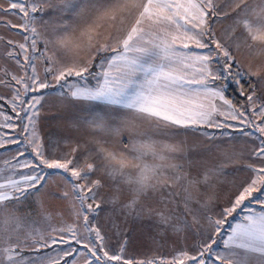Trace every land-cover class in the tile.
Here are the masks:
<instances>
[{
	"label": "snow or ice",
	"instance_id": "6c2138e0",
	"mask_svg": "<svg viewBox=\"0 0 264 264\" xmlns=\"http://www.w3.org/2000/svg\"><path fill=\"white\" fill-rule=\"evenodd\" d=\"M10 12L22 14L30 35L24 37L26 43L7 42L13 45L7 56L24 74L3 70L10 80L0 79V85L13 88L12 111L19 117V101L25 113L22 119L28 122L22 126V139L0 133V150L17 146L0 170V241L7 244L0 247V264H77L75 258L65 259L74 253L83 256L84 264H264V102L258 103L253 84V78L264 83V61L255 70L244 68L234 54L245 49L264 58V0H0V14ZM220 20L232 23L217 38L213 24ZM40 42L44 51L38 56ZM49 44L59 56L46 55ZM190 45L206 51H193ZM37 59L44 62L43 78ZM93 66L96 73L90 71ZM49 76L63 99L79 108L76 122L91 134L98 163L81 167L74 155H48L37 128V105L44 95H33L27 107L22 96L52 88ZM90 76L94 86L89 85ZM70 77L78 79L70 81ZM242 79L253 85L247 96L250 108L245 110L225 96L228 81L243 94ZM249 111L259 120L250 119ZM0 116V128L16 127L12 117L3 111ZM229 121L238 122L240 135L259 134V147L253 153L259 164L247 165L249 175L235 185L227 204H217L218 211L201 217L199 210L216 199L209 195L201 200L202 188L212 189L226 165L201 163L202 171L192 175L181 162L192 148L176 137L182 129L204 128L220 130L219 137L205 131L209 140H230L234 136L229 129L237 125ZM141 124L146 128L142 130ZM125 132L128 143L121 141V150L106 147L108 137ZM27 149L33 158L22 160ZM187 164L189 169L195 166L190 160ZM46 169L70 186L56 198L73 201L76 222L51 227L47 237L39 229L31 230L21 240L23 225L16 205L44 192L50 175ZM97 173L102 175L92 179ZM109 182L112 194L105 199L101 190ZM177 186L184 193L179 203L180 193L173 191ZM106 204L126 216L154 217L163 231L178 237L194 230L197 240L191 250L182 249L170 260L126 259L123 245L119 253L110 254L105 235L94 223ZM38 206L50 219L43 201ZM72 241L83 251L72 247ZM58 244L65 247L53 248L55 255L40 251ZM28 247L31 256L24 255Z\"/></svg>",
	"mask_w": 264,
	"mask_h": 264
},
{
	"label": "rangeland",
	"instance_id": "374dc122",
	"mask_svg": "<svg viewBox=\"0 0 264 264\" xmlns=\"http://www.w3.org/2000/svg\"><path fill=\"white\" fill-rule=\"evenodd\" d=\"M45 19H48L47 14ZM39 24V23H38ZM42 32L44 28H42ZM25 36L20 33H13L5 27H0V79H9L4 75L3 70H7L10 73H16L23 75L24 72L16 64L15 60L7 56V52L13 49V45H8V41L11 40L15 45L20 43H26ZM28 44L31 43L29 40ZM214 47V45H213ZM39 56L44 51V44L40 42L37 44ZM16 52H20L19 48H15ZM31 50L29 49V53ZM59 56L60 53L56 52L53 45H48L46 55ZM237 58V57H236ZM19 59L23 63V54L20 55ZM37 69L43 78L44 76V62L42 59L35 61ZM241 66L245 67L247 62L240 61ZM246 68V67H245ZM92 73H96L98 69L93 66L90 70ZM28 74L31 75L30 70ZM87 75V74H86ZM78 78L70 77L69 80H77ZM255 80V93L259 102H264V83H257ZM48 82L53 85L49 89H40L39 93H29L27 96H22V99L26 101L24 107L28 106L33 95L43 94L44 99L41 100L40 104L37 105L38 109V120L37 128L39 135L43 139L47 153L50 157L56 158L64 155H74L79 162L80 166L83 167L87 163H98L95 156L96 144L89 133V131L79 126L76 122V116L79 114V108L68 104L63 99V94L59 91L56 82L48 77ZM95 79L89 77V85H95ZM14 83V82H13ZM63 83V82H61ZM221 82H217L219 85ZM20 87V86H17ZM21 92L23 89L21 88ZM252 92V91H251ZM251 92L249 94H251ZM0 111H3L8 116L12 117V122L16 125L14 129L0 128V133H11L17 139H22V126L28 121L22 119L25 113L20 111L19 101H17V112L12 111V104L10 103L13 97V88L0 85ZM250 105L248 100L242 104L239 108L241 110L249 109ZM249 118L253 120H259V117L251 116V112H248ZM223 119L222 117L220 118ZM0 122H3V117L0 116ZM230 123L236 124L237 129H229L233 132V139L219 138L216 140H209L203 133H213L219 137L220 130L218 129H200L196 131L194 129L181 130V134L176 137V140H183L186 142V146L192 148L187 154V160L195 162V166L188 168L187 160L181 161L185 163L186 170L190 171L192 175H198L202 168L201 163L210 164H224V175L220 176L218 180L214 181V187L212 189H203L201 200L206 199L209 195H214L215 200L210 203L206 209L199 210L201 217L205 212L208 214H214L218 211L216 205L227 204L229 198L235 191V185H238L241 181L247 178L249 172L247 170L248 164H259V161L253 156V153L258 150L259 139L256 137L258 133H254L252 137H245L240 135L238 128L240 125L237 121H229ZM143 130L146 128L145 125H140ZM109 143L106 147L111 151H119L122 149V143H128V134L125 132L120 136H112L107 138ZM196 145L195 148L192 146ZM24 150V145L21 144ZM73 149L76 151L73 153ZM27 155L33 158L31 149L25 150ZM93 155H89V153ZM49 172L48 184L44 192L39 196H32L26 201H22L19 205H16V214L21 218L22 229L19 232L20 239L22 240L28 231L39 229L45 237L48 236L51 227H60L64 224H74L75 216L73 209V201L71 199L64 200L58 199L66 189H70L69 185H66L63 178L59 175H55L53 170L46 169ZM70 175V174H69ZM102 173H97L92 179L99 178ZM174 192L180 194L176 197L177 203L183 198V190L180 186L173 189ZM53 193L56 196L52 195ZM112 194V185L109 182L105 188L101 190V195L107 199ZM127 199V196L122 197ZM38 201H43L50 219H45L44 215L41 214L38 206ZM150 205H155L154 200L147 201ZM78 207V206H77ZM105 210L102 211L99 217L94 223L100 227L102 233L105 235V243L107 250L111 253H119L121 245L124 246L123 256L126 259L133 261L137 260H154V259H171L176 256L177 253L182 249L191 250L192 246L197 240L194 230H189L182 236L174 235L170 230L163 231L156 223L155 218L149 219L147 216L136 217L134 215H124L119 208L113 207L111 204H106ZM182 207V205H181ZM91 219V218H90ZM191 217H189V220ZM231 217L229 220L231 221ZM82 232L83 230L80 229ZM67 238V237H66ZM15 236L13 242H15ZM31 244V241H28ZM7 244L0 241V247H5ZM71 246L80 248L83 251L82 246L71 242ZM65 245L58 244L53 245L51 248L41 249V253L48 252L55 255L52 252L53 248H64ZM33 250L31 247L24 249L25 256H31ZM62 254V253H61ZM75 258L77 264H84V258L79 253H74L73 256L65 257V259L71 260ZM116 264V262H112Z\"/></svg>",
	"mask_w": 264,
	"mask_h": 264
},
{
	"label": "crops",
	"instance_id": "0c3cea01",
	"mask_svg": "<svg viewBox=\"0 0 264 264\" xmlns=\"http://www.w3.org/2000/svg\"><path fill=\"white\" fill-rule=\"evenodd\" d=\"M222 2H223V0H221V3ZM250 3H254V0H250ZM5 7H7V5H5ZM13 11H15V10H13ZM231 23H232L231 20H220V21H217L213 24V29L216 33L217 38H222L223 33L226 31V29L229 28ZM12 25H15V27H12ZM24 25H25V18H22V14L21 15H13L11 12L8 14H0V27H5L15 34L20 33L23 36L30 35V33L26 32L24 30V27H23ZM36 26L38 28V31L42 32L43 27L38 23ZM29 45H30V43H29ZM191 47H193V51H196V52L206 51V50L196 49V48H194V46H191ZM234 54L236 55V57L239 61L247 62L246 65H244L246 68L251 66L253 68V70H255V68L258 65H260L262 63V61H264V58L257 57L253 54H249V52L245 49H241L239 52H236ZM217 103L220 104L221 102L217 101ZM225 110H227V106H225ZM16 147H17L16 145H10L9 146L10 151H8V152H6L4 150H0V170L4 169V167H5L4 161L9 159L11 155L16 154ZM19 147L21 148V150H23L21 145ZM21 159L22 160H31L32 157L27 155V153L25 152V155L23 157H21ZM20 171L26 172L27 169H20Z\"/></svg>",
	"mask_w": 264,
	"mask_h": 264
},
{
	"label": "trees",
	"instance_id": "16d2710c",
	"mask_svg": "<svg viewBox=\"0 0 264 264\" xmlns=\"http://www.w3.org/2000/svg\"><path fill=\"white\" fill-rule=\"evenodd\" d=\"M217 82H221V81H217ZM241 83L243 84V94H241V89L237 87V85L233 84L231 81H228V87L225 89L226 98L231 100L232 104L236 108H240L242 104L247 101V96L253 90V85H249L243 79L241 80ZM253 84L255 87L254 78H253Z\"/></svg>",
	"mask_w": 264,
	"mask_h": 264
}]
</instances>
